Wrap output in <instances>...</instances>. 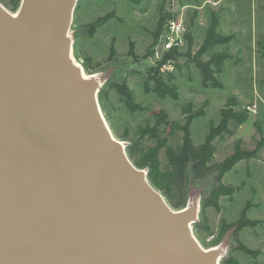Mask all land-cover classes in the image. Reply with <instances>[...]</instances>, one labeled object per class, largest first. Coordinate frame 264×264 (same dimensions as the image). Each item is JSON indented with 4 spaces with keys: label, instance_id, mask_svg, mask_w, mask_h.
Listing matches in <instances>:
<instances>
[{
    "label": "water",
    "instance_id": "1",
    "mask_svg": "<svg viewBox=\"0 0 264 264\" xmlns=\"http://www.w3.org/2000/svg\"><path fill=\"white\" fill-rule=\"evenodd\" d=\"M77 0L0 3V264H220L101 110L72 57Z\"/></svg>",
    "mask_w": 264,
    "mask_h": 264
},
{
    "label": "rangeland",
    "instance_id": "2",
    "mask_svg": "<svg viewBox=\"0 0 264 264\" xmlns=\"http://www.w3.org/2000/svg\"><path fill=\"white\" fill-rule=\"evenodd\" d=\"M0 3L12 13L19 7ZM212 17L216 34L228 39L202 48ZM171 18L185 29L174 57L161 47ZM70 35L75 60L101 83L98 99L113 135L136 150L137 167L159 185L173 176L166 155L191 118L193 143L208 139L215 163L200 178L195 159L185 165L184 206L199 204L194 236L203 248L223 249L220 264H264V0H77ZM198 52L221 88L202 86L189 61ZM166 55L170 82L156 65ZM156 79L176 97L152 92ZM242 214L256 225L236 230Z\"/></svg>",
    "mask_w": 264,
    "mask_h": 264
},
{
    "label": "trees",
    "instance_id": "3",
    "mask_svg": "<svg viewBox=\"0 0 264 264\" xmlns=\"http://www.w3.org/2000/svg\"><path fill=\"white\" fill-rule=\"evenodd\" d=\"M132 1V0H129ZM20 0H9V4L12 10H15L19 6ZM216 20L215 17L210 19V24L207 28V37L204 39L202 48L212 47L216 44L226 43L227 39L224 36L218 35L215 32ZM188 37V35H186ZM181 55L179 52L172 50L170 51L171 56ZM184 55L189 56L190 52H186ZM167 55L164 56L161 60L157 61L156 65L159 68L161 64H163ZM190 62L194 65L195 68L199 71L202 77V86L203 87H211V88H221L222 84L217 80L215 76V69L208 61H203L200 57V53L194 54L191 56ZM158 70V69H157ZM166 77L168 82L172 81L174 76L170 71L162 72ZM151 91L154 92L158 97H169L175 98V90L169 85L164 84L159 79H156L151 87ZM99 100V99H98ZM100 104V101H99ZM101 105V104H100ZM102 108V106H101ZM103 112V108L101 109ZM104 115V113H103ZM105 117V115H104ZM191 118H187L185 124L182 128L183 136L181 143L173 149H170L166 155L167 163L172 172V178L165 184L159 185L156 180H154L151 176H147L149 182L155 188H159L164 191V197L167 202L171 204L174 208H182L184 206V194L182 192L181 183L182 176L185 169L186 162L189 159H195L194 163V173L197 177H203L206 173H208L212 168L215 167V163L212 162L213 158V149L212 145L208 139H205L202 143L196 145L193 143L190 130H189V122ZM126 153L130 160H134L133 164L137 167V152L135 149L131 147H126ZM174 191V194H172ZM256 220H250L242 214L235 222L236 230H239L243 227L254 226L256 225Z\"/></svg>",
    "mask_w": 264,
    "mask_h": 264
},
{
    "label": "built area",
    "instance_id": "4",
    "mask_svg": "<svg viewBox=\"0 0 264 264\" xmlns=\"http://www.w3.org/2000/svg\"><path fill=\"white\" fill-rule=\"evenodd\" d=\"M165 25L169 29V33L166 34L165 38L161 42L163 51H165L166 53H169L172 50L179 51L183 44H185V29L181 21L177 18H171L166 21ZM154 54L156 57H159L158 48L155 49ZM163 57L164 56H161V58L158 59L161 60ZM169 60V57H167L166 61L159 66L158 69L161 70V72L168 71L167 65L169 63Z\"/></svg>",
    "mask_w": 264,
    "mask_h": 264
},
{
    "label": "bare ground",
    "instance_id": "5",
    "mask_svg": "<svg viewBox=\"0 0 264 264\" xmlns=\"http://www.w3.org/2000/svg\"><path fill=\"white\" fill-rule=\"evenodd\" d=\"M72 57H73V59L75 60V58H74V56H73V48H72ZM75 62H76V63H78L76 60H75ZM78 64H79V63H78ZM83 73H84V75H85V76H88V74H87V73H85V71H84V70H83Z\"/></svg>",
    "mask_w": 264,
    "mask_h": 264
}]
</instances>
